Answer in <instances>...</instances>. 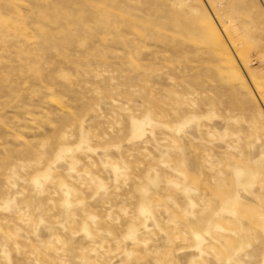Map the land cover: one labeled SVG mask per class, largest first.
<instances>
[{"label": "rangeland", "instance_id": "374dc122", "mask_svg": "<svg viewBox=\"0 0 264 264\" xmlns=\"http://www.w3.org/2000/svg\"><path fill=\"white\" fill-rule=\"evenodd\" d=\"M0 264H264V0H0Z\"/></svg>", "mask_w": 264, "mask_h": 264}]
</instances>
